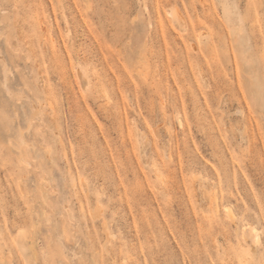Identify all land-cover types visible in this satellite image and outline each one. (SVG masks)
Listing matches in <instances>:
<instances>
[{
  "label": "rangeland",
  "instance_id": "obj_1",
  "mask_svg": "<svg viewBox=\"0 0 264 264\" xmlns=\"http://www.w3.org/2000/svg\"><path fill=\"white\" fill-rule=\"evenodd\" d=\"M0 264H264V0H0Z\"/></svg>",
  "mask_w": 264,
  "mask_h": 264
},
{
  "label": "bare ground",
  "instance_id": "obj_2",
  "mask_svg": "<svg viewBox=\"0 0 264 264\" xmlns=\"http://www.w3.org/2000/svg\"><path fill=\"white\" fill-rule=\"evenodd\" d=\"M172 16L175 18L176 17V13L174 12V13H172ZM105 224V223H104Z\"/></svg>",
  "mask_w": 264,
  "mask_h": 264
}]
</instances>
